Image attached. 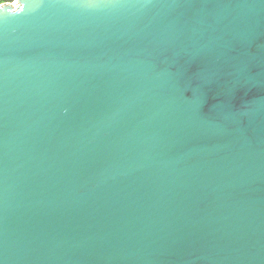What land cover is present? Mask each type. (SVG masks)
<instances>
[{"label":"water","instance_id":"1","mask_svg":"<svg viewBox=\"0 0 264 264\" xmlns=\"http://www.w3.org/2000/svg\"><path fill=\"white\" fill-rule=\"evenodd\" d=\"M0 264H264V0L0 8Z\"/></svg>","mask_w":264,"mask_h":264},{"label":"clouds","instance_id":"2","mask_svg":"<svg viewBox=\"0 0 264 264\" xmlns=\"http://www.w3.org/2000/svg\"><path fill=\"white\" fill-rule=\"evenodd\" d=\"M20 0H0V8L11 5L16 8L19 5Z\"/></svg>","mask_w":264,"mask_h":264}]
</instances>
